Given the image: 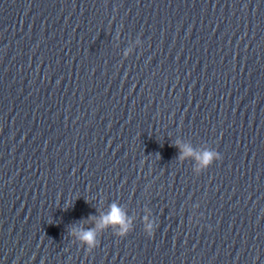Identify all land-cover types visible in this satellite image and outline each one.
I'll return each instance as SVG.
<instances>
[{"label": "clouds", "instance_id": "1", "mask_svg": "<svg viewBox=\"0 0 264 264\" xmlns=\"http://www.w3.org/2000/svg\"><path fill=\"white\" fill-rule=\"evenodd\" d=\"M184 155H190L191 149L185 148L183 149ZM216 154L213 152L205 151L200 157L199 162L202 166L207 167L209 166L214 159H216ZM108 226L113 228H118V234L121 236L126 235L130 228V222L127 220L126 215L123 211L115 204H113L110 208V212L102 216L99 222L96 224V229H89L87 231H83L79 239L82 243L86 244L89 249H92L96 246V230L97 229H104ZM150 228V226H149Z\"/></svg>", "mask_w": 264, "mask_h": 264}]
</instances>
